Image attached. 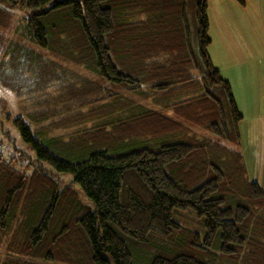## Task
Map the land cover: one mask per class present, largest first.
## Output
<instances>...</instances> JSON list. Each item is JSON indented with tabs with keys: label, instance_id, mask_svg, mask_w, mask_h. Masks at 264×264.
I'll return each instance as SVG.
<instances>
[{
	"label": "trees",
	"instance_id": "obj_1",
	"mask_svg": "<svg viewBox=\"0 0 264 264\" xmlns=\"http://www.w3.org/2000/svg\"><path fill=\"white\" fill-rule=\"evenodd\" d=\"M209 31L208 0H0V38L18 36L0 83L15 93L26 79L31 97L6 119L36 154L0 149V264H264V190L203 141L240 140L243 120ZM33 47L96 81L34 76ZM51 115L67 132L43 141L30 124Z\"/></svg>",
	"mask_w": 264,
	"mask_h": 264
},
{
	"label": "rangeland",
	"instance_id": "obj_2",
	"mask_svg": "<svg viewBox=\"0 0 264 264\" xmlns=\"http://www.w3.org/2000/svg\"><path fill=\"white\" fill-rule=\"evenodd\" d=\"M253 4L254 1L250 4V6H248V8H244V6L236 0H208V16L210 21L209 33L212 41L214 40V42L209 46V54L211 52L213 55H216L214 59L216 63H222L224 59L229 58L232 62L234 61L235 63H239L242 65V68H244L250 65V59H254V57L246 54L248 50L252 49L254 52L256 51L257 54H262V52L264 53V43H262L263 36L260 33L261 26L256 18V8ZM249 20L252 27L251 32L247 26ZM6 34L8 35H4L5 39L0 38V65L2 61L7 58L5 53L7 52V48H10V42L15 38L18 39L15 32ZM19 40H21L20 37ZM22 45H28V43L23 42ZM33 48L36 53H41V58L44 59L42 67L43 71L39 73L37 72L34 76L41 75L47 71L51 78L56 79L57 75L64 73L62 68L65 67L73 70L77 74L71 77L69 81L79 78L77 82L79 86L89 83L86 82L85 79L82 80V76L88 80L96 81V77H94L95 75L81 65L73 63L67 59H63L50 51H39L37 48ZM261 60L264 63V59ZM214 61L212 60L215 65L216 63ZM259 64L260 65H258L257 70L253 74L254 76L250 73V75H248V72L245 74V72L243 73L240 71V75H242L244 79L250 78L245 81V84L247 87L251 88L253 94L256 92V84L259 86V88L256 89L259 90L260 94V96H258L259 104L254 109H251L252 105L249 102L248 96L244 98L245 101L243 99L241 100V90L239 88L240 82H238L237 76H235L234 72L231 76L234 81L233 85L235 86V91L239 97L241 108L243 113L246 115V121L239 123L240 140L237 139L231 143L228 139H222L208 133V135H205L203 141H206V143H209L210 145L208 149L211 150L208 152V155L211 162L219 165L222 170L228 174L234 171L239 173L242 178L244 175H248L251 182H258L261 189L264 190V65L261 61H259ZM215 66L217 67V65ZM222 67L225 74L228 66ZM30 73H34V65H32L25 74L28 75ZM221 76L224 79H227L225 75H222V73ZM1 77L4 78V75ZM259 80H261V82H259ZM11 83L14 85V82H8V84ZM28 84L29 81L25 79L21 86L23 88L24 86H28ZM56 84L57 82L55 85ZM22 88L14 93V90H12L11 87L0 83V118L4 120L5 129H8L7 132H10L9 137L3 136V144L0 145V149L3 151L7 159L15 156L18 158L19 162L30 161L32 157H36V154L31 146L21 141L18 130L14 127L11 121L6 119V115L9 112L16 116V114H22L23 109L27 108L29 104L28 98L31 97L27 92H25L26 89ZM48 90L49 92L51 91L54 93L57 91L55 88H48ZM18 95H24V97H19ZM44 96L45 95H43V97ZM242 102L248 106H244ZM44 108L45 105L42 104L40 110L43 112ZM68 111L71 110L69 109ZM254 113L256 114L255 118ZM23 114L25 115L24 112ZM67 116V118H70V115ZM30 125L33 134L43 141V133L51 137L59 134H65L67 132L66 128L61 125L59 118L52 115L50 118L43 120L41 125L40 122L35 121H32ZM1 138L2 136H0V139ZM218 142L220 145H218ZM59 155L61 157H65L64 154ZM32 170L33 165H28L25 168L26 173H29ZM60 174L66 175L68 178H72L71 174ZM178 214V212H175V217L178 219L181 217L187 221L186 217L180 214V216H178ZM187 215L190 216L191 214L188 213ZM195 224L199 226L197 229L202 231L200 227H203V220L201 218H196Z\"/></svg>",
	"mask_w": 264,
	"mask_h": 264
},
{
	"label": "crops",
	"instance_id": "obj_3",
	"mask_svg": "<svg viewBox=\"0 0 264 264\" xmlns=\"http://www.w3.org/2000/svg\"><path fill=\"white\" fill-rule=\"evenodd\" d=\"M253 1H254V4L253 5L256 8V18L259 21V24L261 26L260 33L263 36L262 43H264V0H247L246 1V4L244 5V8H248V6H250V4L253 3ZM252 23H253V21H252ZM247 26L249 28V31L251 32L252 27H251L250 20H249ZM225 27H224V29L226 30ZM213 42H214V40L212 41V43ZM246 54L249 55V56H251V57H254V59L253 60L250 59L251 62L249 63L250 64L249 66H246V67L242 68V65L241 64L235 63L234 61L232 62L231 59H229V58L228 59H224V61L222 63H216L214 61L216 55H213V53L210 52V57L216 63L215 65H217V67L220 69V72L222 73V75L223 76L225 75V77L230 81L229 82L226 79L230 83L231 88L233 90V94H234V98H235L237 107L239 109V112L243 116V120H242L243 122L246 121V117H245L246 115L243 113V110L241 108L240 101H239V97H238V95H237V93L235 91V86L233 85L234 84V81L232 80L231 76L233 75V72H234L235 73V76H237L238 82H240L239 88L241 90V100L243 99L245 101L244 98L246 96H248L249 97V102L252 105V108L251 109H254L259 104L258 96H260V94H259V90H256L257 88H259V86L256 84V89H255L256 92H255V94H253L251 88L250 87H247L246 84H245V81L248 80V79H250V78L244 79L243 76L240 75V71H242L243 73L245 72V74L248 72V75H250V74L253 75L255 73V71L257 70L258 65H260L259 64V61H261L262 64L264 65L263 61L261 60V59H264V53L263 52H262V54H257L256 51L254 52L252 49H250V50H248V52ZM222 66H224V67L225 66H228L227 67L228 69H226V73L225 74H224V70H223V67ZM259 82H261V80H259ZM244 106H248V105L244 104ZM255 117H256V114L254 115V118Z\"/></svg>",
	"mask_w": 264,
	"mask_h": 264
}]
</instances>
